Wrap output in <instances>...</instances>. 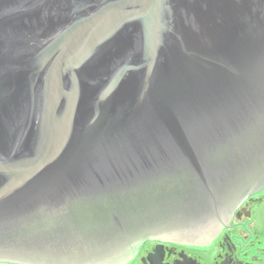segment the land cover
Instances as JSON below:
<instances>
[{
    "label": "water",
    "instance_id": "obj_1",
    "mask_svg": "<svg viewBox=\"0 0 264 264\" xmlns=\"http://www.w3.org/2000/svg\"><path fill=\"white\" fill-rule=\"evenodd\" d=\"M262 187L264 0H0V261L126 264Z\"/></svg>",
    "mask_w": 264,
    "mask_h": 264
},
{
    "label": "flooded vegetation",
    "instance_id": "obj_2",
    "mask_svg": "<svg viewBox=\"0 0 264 264\" xmlns=\"http://www.w3.org/2000/svg\"><path fill=\"white\" fill-rule=\"evenodd\" d=\"M209 240H146L126 264H264V187L248 192ZM220 223V226H219ZM0 264H26L4 262ZM37 264V263H36ZM124 264V263H122Z\"/></svg>",
    "mask_w": 264,
    "mask_h": 264
}]
</instances>
